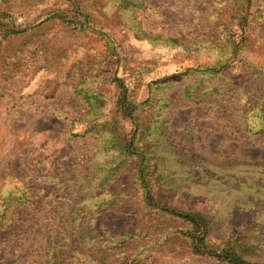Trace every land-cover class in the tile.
Instances as JSON below:
<instances>
[{"label":"trees","instance_id":"16d2710c","mask_svg":"<svg viewBox=\"0 0 264 264\" xmlns=\"http://www.w3.org/2000/svg\"><path fill=\"white\" fill-rule=\"evenodd\" d=\"M22 1L0 0L2 39L12 40L9 47L20 41L12 47L15 56L48 22L72 23L79 29L95 25L80 0H74L76 10H50L39 29L5 23L6 18L14 16L11 9ZM105 2L104 10H113L117 19L115 27L137 38L149 37L137 17L147 8L144 0ZM236 5L230 21L222 16L229 6L218 8L216 20L219 26H225V34L223 43L216 45L219 56L214 64L199 65L193 73L187 71L177 79L149 84L143 103L136 104L128 86L115 78L117 105L105 112L110 108L109 98L99 92L91 78L97 65L93 63L89 69L91 75L82 76L75 89L84 109L71 122L74 128L76 123H87L88 129L80 135L71 128L69 135L86 144L78 176L65 182L58 180L64 192H54L57 202L46 204L51 216L46 217L49 223L43 222L48 241L41 264H162L159 256L164 253L204 256L222 264H264V223L255 213L264 196L258 198L259 203L249 201L254 210L244 208L223 220L209 195L210 180L219 164L193 149H178L169 137L172 94L177 91L186 106H208L230 121L238 135L264 140V66L253 67L251 74L247 69L249 77L238 82L221 78L237 59L240 46L250 42L245 36L250 25L256 37L250 46L259 39L264 41V0H239ZM235 22L244 34L239 43L233 40ZM100 29L102 35H108L109 31ZM130 104L129 113L126 107ZM252 112L257 122H253ZM123 115H128L133 124L129 135L121 127ZM225 164L237 161L227 160ZM252 164L264 169V162ZM52 179L55 181V176ZM33 184L13 177L0 185V231L22 218L16 210L39 205ZM35 209L39 214L41 209Z\"/></svg>","mask_w":264,"mask_h":264},{"label":"rangeland","instance_id":"374dc122","mask_svg":"<svg viewBox=\"0 0 264 264\" xmlns=\"http://www.w3.org/2000/svg\"><path fill=\"white\" fill-rule=\"evenodd\" d=\"M144 1L147 8L137 17L148 38L127 35L115 27L117 19L113 10H104L105 0H80L92 14V28L79 29L72 23L54 20L39 29L50 10H76L74 0H23L11 9L13 18L4 20L21 28L35 25L39 30L19 56L14 55L12 47L20 41L9 47L12 40H3L0 32V185L13 177L33 182L32 192L39 205L16 210L22 218L0 231V264H41L48 241L43 222L49 223L46 217L51 216L46 204L57 202L54 192L63 194L58 180L65 182L79 174L86 143L71 139L69 134L71 128L84 134L88 124L72 125L84 109L75 86L82 76L91 75L93 63L97 66L92 69V81L110 101L105 112L117 105L115 78L128 86L136 104L143 103L148 98L149 84L177 79L187 71L193 73L199 65L214 64L219 56L216 45L223 43L225 34V26H219L216 20L218 8L229 6L222 16L230 21L239 0ZM236 24L233 40L239 43L244 34ZM100 28L109 31L108 35L98 32ZM252 30L250 25L245 35L250 42L256 38ZM250 42L240 46L237 59L226 67L221 77L226 82L246 79L247 69L251 74L253 67L264 66V41L259 39L251 46ZM172 96L169 137L178 149H193L209 162L219 164L216 176L210 180L209 195L222 219L244 208L254 210L249 201L259 203L258 198L264 196V169L252 163L264 162V140L240 136L230 121L210 107L186 106L177 91ZM131 106L126 112H131ZM251 118L258 121L253 112ZM120 123L124 134L129 135L133 129L129 116L123 115ZM227 160L237 164H225ZM239 184L242 187L237 188ZM37 207L41 209L39 214ZM255 213L264 223V203L257 204ZM159 259L162 264H222L214 258L187 253H164Z\"/></svg>","mask_w":264,"mask_h":264}]
</instances>
